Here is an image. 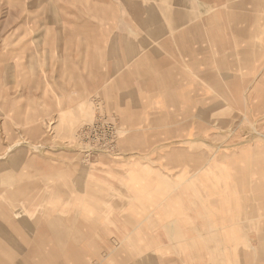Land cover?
<instances>
[{
  "label": "rangeland",
  "instance_id": "obj_1",
  "mask_svg": "<svg viewBox=\"0 0 264 264\" xmlns=\"http://www.w3.org/2000/svg\"><path fill=\"white\" fill-rule=\"evenodd\" d=\"M187 10L190 24L173 22ZM160 26L170 39L204 37L206 61L154 44ZM218 37L230 43L221 55ZM122 38L167 58L162 87L134 62L104 82L103 62L70 71L87 42L118 51ZM262 170L264 0H0V264H199L197 230L180 232L184 254L174 235L199 227L201 202L221 230L206 264H231L234 249L233 264H264ZM230 209L251 214L233 232L214 220ZM178 210L191 222L174 232L126 227L149 231Z\"/></svg>",
  "mask_w": 264,
  "mask_h": 264
},
{
  "label": "crops",
  "instance_id": "obj_2",
  "mask_svg": "<svg viewBox=\"0 0 264 264\" xmlns=\"http://www.w3.org/2000/svg\"><path fill=\"white\" fill-rule=\"evenodd\" d=\"M202 4H204L205 6L208 7V5H206L207 3H204V1ZM190 17H191V15H190V12L188 10L187 11H180L176 15L173 16V22L178 24L181 27V26L190 24V22H189ZM154 18H155V16H154ZM247 19H248V17H242L241 18V20H244V21ZM143 22L144 21H141L140 24L142 25L144 23H147V21L144 23ZM141 25H139V26H141ZM191 26L192 27L190 30H188L187 34L190 31H193V30L195 31L198 29H202L203 27H206V21L204 20L202 22L201 21L196 22V23L192 24ZM141 28H142V26H141ZM163 29L164 28L162 26H160V27L156 28V31L152 32L151 38L153 39L154 44L160 45L162 48L168 47V45H170V44H175V45L177 44L179 50H181L183 45H187V47L185 48V52H182V51L174 52V55L176 54L175 58H179V57H182V55H184L185 58H188L189 60H192V61L197 60V59L202 61V62L206 61V59H207L206 58V48H205L206 39L204 37H192L191 38V36L187 35V36H179V37H175V38L170 39L167 36L161 35ZM143 44H144L143 40L137 41V40H127L125 38H122L117 43L118 48H119L118 51L115 48L116 44L115 45L112 44L113 46L110 47L109 51H106V48L103 47L99 53V49H98V52L95 51L96 47L94 44L87 42L88 47H87V52H85V55H83L80 58L78 56V54H75L77 56L71 58L72 59L71 64H73V66L70 65V71L75 74L76 72L79 71V68L82 65V67L84 68V66H85L87 68L86 71L90 73L91 70L95 68L96 62H99V63L103 62V66H105V64H106V66L104 68H108L107 72L103 71L102 75L100 76V77H103L102 82H104L106 79H108V77H110L112 75L111 74L112 69H115V67H118L119 69L123 70L124 68H126L127 62L128 63L134 62L133 69L136 71H138V69H140L144 76H149L150 73L156 69L158 71V77L156 80L154 78H151L150 85L151 84H153V85H155V84L159 85L160 84L159 87H162L161 84L163 82H166L167 78L165 76V73L170 69V64L167 63V60H166L167 58L163 57V55L160 54L159 50H157V49L152 48V50H150V52H148V53L139 52V50L142 49ZM225 44H230V43L224 42L222 37L216 38V45L220 46V48L217 49L218 52H220V55H221V52L224 53V51H225L223 48V45H225ZM156 54L158 55V57ZM223 59H224V57H223ZM75 60L76 61L79 60L81 63L80 64L73 63V61H75ZM216 60L220 61V60H222V58L216 59ZM111 62H117V64L112 65ZM89 67H91V68H89ZM122 73L123 72H120L119 74L121 75ZM71 76H74V75H71ZM206 77L208 78V76L205 75V78ZM211 77H212V75H210L209 79L212 81L211 83L214 85L215 89L222 91V87L224 86L222 76L215 73V75H214L215 79H211ZM91 78H92V76H91ZM92 80H93V78H92ZM94 82L96 83L95 80H93V84H94ZM90 83H92V82H90ZM66 93L68 94L69 92H66ZM69 97L71 99H73V101H75V99H78L79 96L76 94V91L71 90L70 96L66 95V98H69ZM238 156H239V154H238ZM260 172H264V171L262 170ZM77 182H79V181H77ZM129 182H133V184L130 185V187H128L129 190L135 189L136 188L134 186L135 181L129 180ZM262 184H263V181H262ZM76 186L80 187L82 185H78V183H77ZM138 193H136V194H138ZM231 200H232V197H231ZM237 200H238V197L235 201H232V205H234L237 202ZM129 203H130V201L126 204H129ZM125 206H127V205H125ZM197 207H198V210H197L198 223H200V224H198L199 227H197V229H195V231H193V229L187 230L185 228L182 231L179 230L178 232H176V235H174V237L179 238V241H177L178 245H176L175 247L181 254H184V252H189V249L186 246L189 245V242L191 240H184L182 243V240H181L182 236H180V232L183 235V232H189V234H191L190 231L196 232V230H197V239H198V243H199L198 254L200 253V255H201V253H202V258L200 256L199 264H203V263L206 264L207 253L212 252L208 248L207 244L210 240H212V238L214 236L217 235L218 232H221V230L217 229L218 227H216L214 229V227L212 225V214L213 213L211 214V212H209L210 210L208 209V206L205 202L204 203L201 202V203L197 204ZM213 208H216V205H214ZM190 209H192V208H190ZM190 209L188 211L191 212ZM192 210H194V209H192ZM185 212H186V209H185ZM208 212L210 213V215H208ZM214 212H215L214 213V216H215L214 220L220 222L222 225L229 223L227 225L231 226L230 227L231 232H233L232 230H237V227H235L236 225L234 223L237 224L239 222V220H241L240 216L243 217L246 214L247 219L251 218V214L249 212L248 213H237L231 209L229 212H227V217H225V218L218 216L217 213H219V212H216V211H214ZM183 215H184V211L178 210L176 215L173 214V216H174L173 218H168L169 216H167V218L162 217V220H158L159 218L152 219V222H150V221L148 222V225H150L149 231H148V228L141 229V225H138V224L136 225L134 222L129 223L127 220H126V227L129 229L128 232H169L170 233V232H174L175 227H180V228H181V226L185 227L186 225L189 224V222H191L188 215H187V218H182ZM178 216H179V218H178L177 225L176 224L174 225L173 221L175 222V219H176L175 217H178ZM253 217H254V215H253ZM194 220L196 221V219H194ZM161 224H162V226L159 230V226ZM217 226H218V224H217ZM232 227H235V228L232 229ZM152 236H154V235L151 233V238H152ZM230 236H231V241H232V234H230ZM172 237H173V234H172ZM208 237H209V239H208ZM229 252L232 256V258L230 259L231 264L237 263L238 258L235 257V254H234V253H236L235 249H234V251H229ZM180 257L183 258V256H180ZM225 261L227 262L226 258H225Z\"/></svg>",
  "mask_w": 264,
  "mask_h": 264
},
{
  "label": "bare ground",
  "instance_id": "obj_3",
  "mask_svg": "<svg viewBox=\"0 0 264 264\" xmlns=\"http://www.w3.org/2000/svg\"><path fill=\"white\" fill-rule=\"evenodd\" d=\"M167 217V216H166ZM264 242V241H263ZM263 249V248H262Z\"/></svg>",
  "mask_w": 264,
  "mask_h": 264
}]
</instances>
